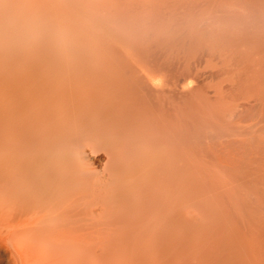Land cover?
<instances>
[{
    "label": "bare ground",
    "instance_id": "1",
    "mask_svg": "<svg viewBox=\"0 0 264 264\" xmlns=\"http://www.w3.org/2000/svg\"><path fill=\"white\" fill-rule=\"evenodd\" d=\"M263 144L264 0H0L8 264H264Z\"/></svg>",
    "mask_w": 264,
    "mask_h": 264
},
{
    "label": "rangeland",
    "instance_id": "2",
    "mask_svg": "<svg viewBox=\"0 0 264 264\" xmlns=\"http://www.w3.org/2000/svg\"><path fill=\"white\" fill-rule=\"evenodd\" d=\"M264 145V144H263ZM264 150V149H263ZM261 156H262V158H261V156H260V163H258L259 162V160L258 161H255V164H253L252 165V163L251 164H248V166L247 165H239V167H236V166H231V167H229V168H224V167H215L214 168V170L215 171H217V172H215V173H217V175H219L220 173L221 174H223V173H225V174H227V176H226V178H225V180L227 179V180H229L227 177H229L230 176V174L231 175H233V174H235V173H237V172H241V173H245V172H247V171H249V170H253V168L255 169V171L257 170V168H255V167H258V170L257 171H259L260 172V169L261 168H263V167H261V165L262 166H264V152H262V154H260ZM262 159V160H261ZM254 163V162H253ZM256 163H258V164H256ZM251 165V166H250ZM264 170V169H263ZM261 171H262V169H261ZM219 173V174H218ZM262 173V172H261ZM220 174V175H221ZM220 177H222V176H219V178ZM224 175H223V177H222V180L224 179ZM3 257V256H2ZM0 258V264H5V261H6V264H8V262H7V257H6V255L3 257V258ZM5 258V259H4ZM5 260V261H4Z\"/></svg>",
    "mask_w": 264,
    "mask_h": 264
}]
</instances>
